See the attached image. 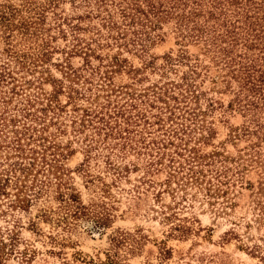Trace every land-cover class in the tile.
Returning a JSON list of instances; mask_svg holds the SVG:
<instances>
[{
  "label": "trees",
  "instance_id": "16d2710c",
  "mask_svg": "<svg viewBox=\"0 0 264 264\" xmlns=\"http://www.w3.org/2000/svg\"><path fill=\"white\" fill-rule=\"evenodd\" d=\"M42 1L36 6L32 0H24L22 8L0 3V32L7 42L11 36L15 37V32L28 40L39 33L43 35L42 29L48 31L41 25L45 13L63 0ZM70 1L75 9H84L81 14L58 15L55 19L58 35L67 41L60 50L65 55L63 61L53 64L50 60L52 51L59 50L51 46V40L55 39L51 36L42 37L34 51L29 52L18 51L8 43L4 51L6 60L0 62V138L3 137L7 147L16 153L15 160L8 162V168L0 169V199L7 198L8 208L26 210L32 196L28 193H42L52 182L50 175L59 190L58 200H63L60 162L66 154L55 136L57 132H66L59 119L68 115L74 135L90 132L85 134L88 143L83 149L85 159L80 168L86 170L92 152L100 149L98 156L116 180L130 172H142L139 182L148 188L158 187L156 198L164 192L171 197L173 206H167L170 213L164 219L183 223L172 225L170 234L186 238L192 229L186 225L187 219L175 215V207L188 201V197L193 201L202 196L208 205L220 199L222 209L232 208L229 197L244 183L242 157H229L216 147L209 152L201 150L214 136L211 116L215 111H222L224 115L235 107L249 117L240 132L255 135V147L262 144L251 157L264 167V152H261L264 151V0ZM23 11L31 16L24 17ZM86 20L98 23L84 25ZM169 20L175 21L182 40L202 43L210 62L226 72L227 82H236L234 98L227 106L208 98L201 90L202 82L197 79L208 76L209 66L202 65L197 57L191 62L187 53L180 50L176 56H163L162 65H158L148 55L149 45L159 37L157 32L161 25ZM86 33L89 36L83 37ZM114 46L117 49L114 55L97 53ZM123 50L139 54L142 65L138 68L127 65V60L121 57ZM75 55L83 58L82 65L76 68L66 58ZM93 58L99 59L101 65L92 66L90 59ZM49 64L60 69L61 78L50 76ZM177 65L187 68L181 75L176 74L177 80L170 79L160 86L134 92L133 85L145 79L141 77L144 71L167 75L176 72ZM202 69L206 72L203 76ZM21 71L23 76L18 75ZM120 72L129 76L131 84L115 90L113 99L105 95V102L92 108L94 98L97 100L100 93L106 92L104 89L111 85L113 75ZM45 82L51 84V91L40 88V92H24ZM93 90L95 94L91 95ZM61 96L66 97L65 103H61ZM83 98L89 107L81 103ZM153 109L157 113L151 112ZM53 126L57 129L50 132ZM231 136L237 138L239 133ZM130 156L135 159L131 160ZM114 157L120 162L114 161ZM33 170L31 185L19 186L21 177L31 175ZM163 172V180L154 179ZM41 177L47 181H42ZM8 187L15 190V194H10ZM66 190L71 191L68 196L73 203L62 201L63 210L81 211L83 206L76 201L74 190L71 187ZM254 193L253 218L258 225H264V173ZM28 227L36 230L37 226L31 222ZM11 233L9 244L0 239V258L10 255L19 242L18 232ZM225 236L239 238L234 229L225 232ZM126 239L117 240L116 245ZM21 254L27 259L25 252Z\"/></svg>",
  "mask_w": 264,
  "mask_h": 264
},
{
  "label": "rangeland",
  "instance_id": "374dc122",
  "mask_svg": "<svg viewBox=\"0 0 264 264\" xmlns=\"http://www.w3.org/2000/svg\"><path fill=\"white\" fill-rule=\"evenodd\" d=\"M32 1L36 6L43 2L42 0ZM0 3L22 8L24 0H0ZM83 9H75L70 0L60 1L55 8L45 13V20L41 22L42 27L48 31L42 29L43 35L39 33L28 40H23L15 32V37L10 35L11 39L7 42L0 32V62L6 60L4 51L8 43H12L18 51L29 52L34 51L36 43L42 37L51 36L55 37L51 40V46L59 50L52 51L50 60L53 64L63 61L65 55H62L60 50L67 45V41L58 35L55 19L58 15L81 14ZM22 14L24 17L31 16L25 11ZM97 23V20L84 21V25H97ZM64 28L67 29L65 26ZM157 33L159 37L149 45L148 55L158 65H162L163 56L167 54L176 56L180 50H183L191 62L197 57L199 61H202V65L209 66L208 76H205L203 80L197 79V82H202L201 90L206 92L208 98L221 103L224 107L233 100L237 87L236 82L233 80L227 82L228 79L224 76L226 72L210 62L209 57L203 52L202 43L182 40L176 31L174 20L163 23ZM82 36L88 37L89 33ZM116 51L114 46L103 48L97 53L114 55ZM121 57L127 60V65L131 64L137 68L142 65L143 59L133 51L123 50ZM66 58L75 68L83 63L80 55ZM90 60L92 66L101 65L99 59ZM174 68L177 71L169 72L167 75L149 72V70L144 71L141 77L145 76V79L133 85L134 92L140 93L151 86H160L170 79L177 80L176 74L181 75L187 70L185 66L180 65ZM48 71L51 77L61 78L58 67L49 64ZM204 73L206 72L202 69L201 76ZM18 75L23 76L24 74L21 71ZM25 77L30 78L28 75ZM95 80H98V77H95ZM131 82L124 72L113 75L111 85L104 89L106 92L100 93L97 100L94 98L92 108L105 102V95L113 99L115 90H120ZM40 88L49 92L52 86L49 82L35 84L24 92H40ZM94 94L95 90L91 95ZM82 100L81 103L87 105L86 98ZM60 101L65 103L67 99L61 96ZM202 106L204 107V103ZM151 112L157 113L156 109ZM221 115L222 111L218 110L211 116L212 123H214L211 127L215 133L208 145H202L201 150L209 152L216 147L229 157H242L240 162L245 169L244 183L242 182V187L238 185L235 194L229 197L232 199V208L227 206L226 209H222V204L219 205L222 202L220 199L216 204L208 205L207 200L202 196H198L193 201H189L188 197V201L175 207L173 210L175 215L180 219H187L186 225L192 229L191 234L186 238L176 237L175 233L170 234L172 225L183 223L179 220L166 221L164 219L165 215L170 213L167 206H173L171 197L164 192L161 197L156 198L159 188H148L142 185L139 182L142 172H130L126 177L116 180L110 171H107L101 156H98L97 151L100 149L92 152L87 169H81L80 164L85 159L83 149L88 143L85 141V134H90V132L85 131L81 135H74L68 115L62 116L59 120L63 121L61 127H65L66 132L64 134L57 132L55 136L66 154L60 162L63 167L60 169L62 172L60 193L65 195L62 200L67 202L65 204L73 203L68 196L71 191L66 190V187H71L78 197L76 201L81 203L83 209L79 212L63 210L65 204L64 202L61 204L62 201L58 200L57 191L59 190L50 175L48 178L52 179V182L48 187L43 188L42 193L34 194L33 191L28 193L32 196L29 197L30 202L26 210L8 208L7 198L0 199V239L9 244L11 232H18L19 238L13 252L0 258V264H264V225H258L255 222L252 210L255 187L264 173V167L253 162L251 157L253 151L262 144L255 147L253 144L257 143V137L240 132L249 119L242 111L234 107ZM49 129L50 132H55L57 126ZM237 133H239L237 138L231 136ZM5 143L3 137L0 138V169L8 168V162L15 160L14 157H16V153L10 150ZM114 159L120 162L119 159L115 157ZM130 159L134 160L135 157L130 156ZM34 173L33 170L31 175L21 177L19 186L31 185ZM164 176L165 172L159 173L154 176V179L160 181L164 179ZM41 180L47 181L45 177H41ZM248 183L254 188L249 187ZM8 189L10 194H15V190H11V187ZM31 222L36 224V230L28 227ZM229 229H234L239 238L229 239L225 236V232ZM120 237L128 240L116 245ZM21 252L26 253L27 259H23Z\"/></svg>",
  "mask_w": 264,
  "mask_h": 264
}]
</instances>
